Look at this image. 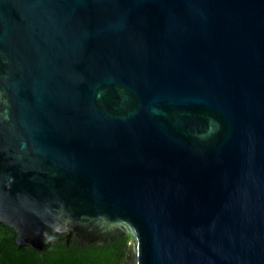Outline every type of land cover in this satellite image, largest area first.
<instances>
[{"label": "water", "instance_id": "water-1", "mask_svg": "<svg viewBox=\"0 0 264 264\" xmlns=\"http://www.w3.org/2000/svg\"><path fill=\"white\" fill-rule=\"evenodd\" d=\"M0 264H264V0H0Z\"/></svg>", "mask_w": 264, "mask_h": 264}]
</instances>
